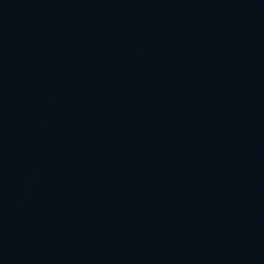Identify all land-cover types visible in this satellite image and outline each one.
Here are the masks:
<instances>
[{"label":"water","instance_id":"95a60500","mask_svg":"<svg viewBox=\"0 0 264 264\" xmlns=\"http://www.w3.org/2000/svg\"><path fill=\"white\" fill-rule=\"evenodd\" d=\"M0 264H264V0H0Z\"/></svg>","mask_w":264,"mask_h":264}]
</instances>
